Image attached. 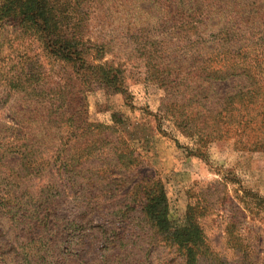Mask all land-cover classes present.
I'll return each mask as SVG.
<instances>
[{
	"label": "rangeland",
	"instance_id": "rangeland-1",
	"mask_svg": "<svg viewBox=\"0 0 264 264\" xmlns=\"http://www.w3.org/2000/svg\"><path fill=\"white\" fill-rule=\"evenodd\" d=\"M63 1L66 16L57 30L77 38L87 63L113 61L124 87L120 93L90 91L78 75L80 64L59 61L57 47L42 36L0 23V264H26L24 256L32 247L28 238L44 222L45 207L53 212L56 236L63 234L58 243L69 248L65 254L59 252L53 264H188L183 250L149 229L135 237L130 229L136 220L126 233L131 238L113 245L117 238L103 230L108 222L104 209H97L95 217L78 213L76 204L85 208L92 189L83 184L74 192L58 177L56 154L77 140L64 133L66 126L57 120L59 110L105 124H110L111 113L118 114L120 136L141 161L135 170L118 172L109 149L77 170H101L105 178L121 179L123 189L114 185L120 193L156 175L170 220L182 222L193 207L218 258L226 264H264V153L236 155L228 142L212 145L206 160L188 156L182 147L185 141L179 139L181 148L176 147L168 124L158 115L165 93L156 80L166 73L155 72H165L172 58L178 62L174 68L182 70L197 56L226 52L262 58L264 0H79L77 6L74 0ZM25 75L32 78L31 89L8 83ZM28 152L34 157H27ZM29 158L31 167L44 169L42 174L30 175ZM97 195L115 199L111 192ZM71 221L83 228L72 233Z\"/></svg>",
	"mask_w": 264,
	"mask_h": 264
},
{
	"label": "trees",
	"instance_id": "trees-1",
	"mask_svg": "<svg viewBox=\"0 0 264 264\" xmlns=\"http://www.w3.org/2000/svg\"><path fill=\"white\" fill-rule=\"evenodd\" d=\"M74 3L77 6L79 0H74ZM65 7L63 0H2L0 23L15 24L32 36H42L53 47H57L59 61L72 63L75 67L80 64L82 71L78 75L85 79L90 91L97 88L104 94L122 92L124 78L119 69H113V61L96 65L87 63L78 50L77 38L57 30L66 16ZM79 22L77 20L75 25H79ZM102 49L103 47L99 50ZM175 59L166 62L165 72L159 69L155 72L166 73L160 74V81L156 80L165 93L158 115L160 120H165L168 124L167 129L172 133L176 147L181 148L179 139H183L186 143L182 146L184 152L188 156L204 160L207 159V150L216 143L232 142L236 155L264 153V52L262 58L253 59L241 53L226 52L212 58L197 56L189 60L194 64L190 65L188 62L189 67L184 70L174 68L178 63H173ZM31 79L29 75H25L24 79H9L8 83H17L25 89ZM132 80L138 81L135 77ZM224 89L228 91L220 94ZM82 115L78 112L69 114L63 110L57 113V120L62 126H66L64 133L77 140L69 149L59 150L53 160L58 177L71 190L75 192L83 184L92 189V194L87 195L92 200L85 204V208L76 204L78 213L95 217L97 209H104L108 222L103 223V230L111 238H117L112 239L113 245H122L131 238L132 234L126 233L136 220V227L130 229L131 233L135 232V237L149 229L165 242L183 250L188 264H198L199 260L226 264L208 246L193 207L188 208L182 222L169 219L163 184L156 175L144 177L136 181L130 190L120 193V190H114V185L119 183L123 189L125 185L121 179L105 178L101 170H77L85 162L109 149L112 150L113 169L118 172H130L141 164L138 154L120 136L118 127L121 121L118 114H110V124L90 122L82 119ZM112 136L115 139L110 141ZM30 156L34 157V152H28L27 157ZM31 158L27 159L29 167H26L30 175L42 174V167H31ZM86 172H90L87 174L89 177L84 175ZM104 191L115 193V199L107 200L105 197L100 198L102 195H97ZM44 211L45 219L44 216L41 220L37 218V221L42 222L44 219V222L35 229L36 234L28 238L32 247L24 256L28 259L26 264H53L54 261L58 262L59 252L62 255L69 249H62L63 245L58 243L63 234L56 236L51 226L52 210L45 207ZM68 226L72 233L77 228H83L75 221H71ZM102 240L109 241L104 237ZM100 241L96 239L97 243Z\"/></svg>",
	"mask_w": 264,
	"mask_h": 264
}]
</instances>
